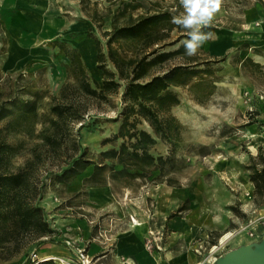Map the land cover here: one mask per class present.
Wrapping results in <instances>:
<instances>
[{
  "label": "rangeland",
  "instance_id": "rangeland-1",
  "mask_svg": "<svg viewBox=\"0 0 264 264\" xmlns=\"http://www.w3.org/2000/svg\"><path fill=\"white\" fill-rule=\"evenodd\" d=\"M122 2L131 3L132 0H78V8L84 18L95 24L94 38L101 42L104 52L107 39L102 31L111 30V17L122 9ZM134 2L128 15L151 14L161 11V8L174 12L169 8L174 5V0L157 1L158 7L155 1ZM222 3L226 7L221 6L210 26L215 33L196 55L199 60L208 62L205 67L209 73L202 78L207 83H213L215 90L210 96V89L206 87L174 90L180 105L172 108L169 114L181 125V139L173 153L160 140L150 151L156 158L173 157L162 172L155 170L142 177H123L106 186H91L85 183L92 175L91 166L73 182L63 186L52 181L51 176L66 167L69 157L75 155L71 145H67L58 156L44 158L36 179L39 186H45L40 204L54 229L56 241L63 242L68 248L74 245V241L72 245H67V242L71 244L74 234L81 238L89 235L84 245L94 243L106 254L114 248L112 239L116 236L135 231L143 238L144 233L149 235L148 228L154 225L162 228H159L158 238L160 235L170 237L172 233L177 238L186 237L190 241L205 238L204 257L212 246H218L228 235L229 238L219 247V258L231 251L244 235L247 239V233H240L239 229L257 221L260 218L258 211L263 206L262 199L255 196L248 168L253 164L262 168L260 162L264 161V146L257 141L258 135L264 134V65L258 68L250 61L242 67L240 63L250 51L255 52L260 47L258 44H247V39H244L252 33V28H256L247 23L245 15L249 9L264 6V2L223 0ZM133 4L140 7L132 10ZM123 24V20L119 19V25ZM185 39L187 33L173 31L169 42H176L177 45L166 51L177 49ZM13 46L10 44L13 58L8 70L4 68L7 57L0 44V81H3L0 86L4 90V81L8 80L16 89L25 87L46 92L41 108L46 112L51 96H58L62 85L69 81L64 67L67 61L60 57L56 44ZM78 47L90 80L100 83L95 47L93 53L88 44H78ZM116 47L115 44L113 48ZM120 47L124 56H130L131 49L126 45ZM46 50L48 55L42 56ZM223 56L226 58L223 63H214L215 57L220 59ZM183 63L184 58L171 60L152 70V74H162ZM108 68L114 71L112 65L109 64ZM121 95L122 90L110 98L109 104L80 98L74 101L84 111V125L80 128V123L74 122L69 126L71 139L85 150L87 159L94 163L100 162L101 152L117 149L122 142L102 143L116 135L122 123L118 116L123 108ZM137 128L152 134L144 122ZM39 129L40 126L37 127ZM253 148L258 155H253ZM25 160V155L18 156L12 163L18 167ZM153 234L155 236L157 232ZM80 249L87 253L85 247ZM25 257H16L7 264H22ZM89 257L94 264H108L105 261L107 257L102 254Z\"/></svg>",
  "mask_w": 264,
  "mask_h": 264
},
{
  "label": "trees",
  "instance_id": "trees-1",
  "mask_svg": "<svg viewBox=\"0 0 264 264\" xmlns=\"http://www.w3.org/2000/svg\"><path fill=\"white\" fill-rule=\"evenodd\" d=\"M134 1L131 3H135ZM149 1H155L158 7L157 1L166 0ZM174 1V5L169 7L170 10H176L173 13L161 8V11L137 16L127 14L131 3L122 2V9L111 17V30L103 34L107 39L106 52L103 51L101 42L94 39L100 83L90 80L76 49L68 44H56L67 61L64 67L69 81L62 85L58 96H51L46 112L41 110L46 92L32 91L25 87L16 89L8 80L4 81L6 88L2 90L3 81H0L2 263L25 255L22 264H54L52 261H32V255L38 254L40 247L47 244L65 245L55 240L54 229L40 204L45 186H39L36 174L44 158L58 156L67 145H71L75 155L69 157L66 167L51 176L52 181L63 186L73 182L91 166L92 175L85 183L106 186L123 177H142L155 170L162 172L167 162L173 160V157L156 158L150 151L160 140L173 153L181 139V125L169 114L172 108L180 105L174 90L206 87L210 89L209 96L215 90L213 83H207L202 78L209 73V69L205 67L208 62L199 60L196 55L186 56L182 44L175 50L166 51L177 45L176 42H169L173 31L186 33L172 23V16L183 10L179 0ZM245 1L263 3L262 0ZM222 6L226 7L223 3ZM132 7V10H137L140 5L133 4ZM119 19L123 20V25H119ZM204 31L211 32L212 35L215 33V29L211 27ZM115 44L117 47L113 48ZM123 45L131 49L130 56L126 57L121 52L120 46ZM177 58H184L185 63L162 74H152V70ZM225 59L223 56L213 60L214 63H223ZM250 61L245 59L240 65L243 67ZM109 64L114 71L109 70ZM120 90L123 108L118 116L122 123L118 133L102 143L106 145L118 140L122 142L117 149L101 152L100 162L94 163L87 159L85 150L71 139L69 126L74 122H79L80 128L84 125V111L74 101L80 98L109 104L110 98L118 95ZM142 122L149 126L152 134L137 128ZM38 126L41 129L37 130ZM24 155L26 160L23 165L15 167L12 160ZM260 165L262 168L253 164L248 170L251 171L249 180L253 184L255 196L262 199L264 206V161L261 160Z\"/></svg>",
  "mask_w": 264,
  "mask_h": 264
},
{
  "label": "crops",
  "instance_id": "crops-1",
  "mask_svg": "<svg viewBox=\"0 0 264 264\" xmlns=\"http://www.w3.org/2000/svg\"><path fill=\"white\" fill-rule=\"evenodd\" d=\"M245 17L247 23L256 28H252V33H248L250 37L244 39L245 41L247 39V44H258L260 47L257 48V52L250 51L244 59L253 61L256 67L260 68V65H264V6L249 9ZM94 32L95 24L90 19L84 18L82 10L78 8V0H0V44H2V52L4 51L7 57L4 63L5 69L10 70V60L11 57L13 58L10 55V44H14L13 47L15 44H68L82 55L78 44H88L93 53ZM48 53L49 51L46 50L41 55L47 56ZM59 54L64 58L61 51ZM258 137V140H255L264 146V134L260 133ZM258 216L264 218V206L259 209ZM159 228L162 229L153 225L148 230L158 233L161 231ZM254 233V238L247 237L246 240L244 235L232 250L264 240V226H257ZM73 236L70 244L72 245L74 241L72 247L47 244L40 247L39 258H71L74 256L73 247L75 249L85 247L91 257L102 254L103 257H107L105 261H108V264H195L205 255L203 237L190 241L186 237L177 238L172 233L170 237L163 236L162 241H157L155 250L150 253L144 247L147 234L144 233L142 238L138 232L126 231L112 239L114 248L104 254L101 252L102 248L94 243L84 245L89 235H85L84 238L77 234ZM0 264L3 263L0 261Z\"/></svg>",
  "mask_w": 264,
  "mask_h": 264
},
{
  "label": "clouds",
  "instance_id": "clouds-1",
  "mask_svg": "<svg viewBox=\"0 0 264 264\" xmlns=\"http://www.w3.org/2000/svg\"><path fill=\"white\" fill-rule=\"evenodd\" d=\"M223 0H179L183 12L172 16V23L187 33V39L182 41L185 55H197L200 48L212 35L205 32L209 28L215 15L220 11ZM173 11H176L175 9ZM253 155H258L255 148Z\"/></svg>",
  "mask_w": 264,
  "mask_h": 264
},
{
  "label": "built area",
  "instance_id": "built-area-1",
  "mask_svg": "<svg viewBox=\"0 0 264 264\" xmlns=\"http://www.w3.org/2000/svg\"><path fill=\"white\" fill-rule=\"evenodd\" d=\"M131 220L135 223L134 225H136L135 220L132 218ZM257 226H264V218L260 217L258 218L257 221L249 222L247 226L241 227L239 229V232L240 233L246 232L249 238H254L255 237L254 231ZM153 232L154 231H149V235L145 242V248L150 253L155 250L156 248L155 243L157 241H161V237H162V235H160V238H158L159 233H157V235L154 236ZM222 244L223 243L220 242L218 246L217 245L212 246L208 252V255L197 261L195 264H214L219 253V247ZM67 245H70V243L67 242ZM197 253L199 254V251H197ZM31 260L38 262L52 261L54 264H94V261L88 256V254L85 253L84 250L78 248L76 249L74 248V256L71 258H63V257L39 258L38 254H33Z\"/></svg>",
  "mask_w": 264,
  "mask_h": 264
},
{
  "label": "water",
  "instance_id": "water-1",
  "mask_svg": "<svg viewBox=\"0 0 264 264\" xmlns=\"http://www.w3.org/2000/svg\"><path fill=\"white\" fill-rule=\"evenodd\" d=\"M214 264H264V240L231 250L217 258Z\"/></svg>",
  "mask_w": 264,
  "mask_h": 264
},
{
  "label": "bare ground",
  "instance_id": "bare-ground-1",
  "mask_svg": "<svg viewBox=\"0 0 264 264\" xmlns=\"http://www.w3.org/2000/svg\"><path fill=\"white\" fill-rule=\"evenodd\" d=\"M84 48H86V46H84ZM86 52V51H85ZM229 238V236L227 235V236H225L224 238H222V241H221V243H223V242H225L227 239Z\"/></svg>",
  "mask_w": 264,
  "mask_h": 264
}]
</instances>
